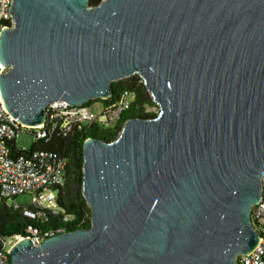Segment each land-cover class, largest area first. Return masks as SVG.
<instances>
[{"label":"water","instance_id":"95a60500","mask_svg":"<svg viewBox=\"0 0 264 264\" xmlns=\"http://www.w3.org/2000/svg\"><path fill=\"white\" fill-rule=\"evenodd\" d=\"M0 35L7 109L110 98L139 74L154 117L83 143L90 226L10 249L11 264H237L260 235L264 0H13Z\"/></svg>","mask_w":264,"mask_h":264},{"label":"built area","instance_id":"2783aa9c","mask_svg":"<svg viewBox=\"0 0 264 264\" xmlns=\"http://www.w3.org/2000/svg\"><path fill=\"white\" fill-rule=\"evenodd\" d=\"M12 4L13 0H0V35L14 25ZM8 69L0 60V75ZM140 81H143L141 76ZM137 97L136 89L125 87L98 112L87 103L75 105L67 100H56L46 106L44 122L27 125L7 109L0 88V201L32 221L26 226L25 234L0 237V264H11L10 249L20 238L30 237L37 245L47 237L67 231V225L80 227L83 223L77 222L76 215L67 212L59 202V190L67 181V157L47 148L20 146L17 144L20 135L32 134L34 143L48 142L58 135L82 138L93 127L116 126L136 103ZM159 110L154 100L143 105L145 113L157 115ZM23 193L31 194L29 204L7 203L8 199ZM50 219H58L59 223L47 225ZM251 222L260 238L250 252L236 256L237 264H264V176L262 197L252 206Z\"/></svg>","mask_w":264,"mask_h":264},{"label":"trees","instance_id":"16d2710c","mask_svg":"<svg viewBox=\"0 0 264 264\" xmlns=\"http://www.w3.org/2000/svg\"><path fill=\"white\" fill-rule=\"evenodd\" d=\"M102 0H90L92 5H97ZM125 87L134 88L137 90L138 97L136 103L123 115L120 122L110 128L93 127L81 138L72 136L65 138L55 136L52 140L45 142L43 140L36 141L31 148H47L58 151L67 157V181L59 190V202L65 207L69 213L76 215V221H83V227L90 226L91 209L82 193V167H83V143L87 137H95L104 141L115 140L122 129V126L127 118L134 116L154 117L155 113H145L143 105L152 103L153 100L147 93L143 81L131 82L125 84L122 79L112 82V96L110 98L95 99L101 100L104 103H109L114 100L122 89ZM94 100V99H93ZM92 100L86 102L90 103ZM31 219L22 215L19 211L9 207L5 201H0V237L12 236L15 234H25L26 226L31 223ZM38 223V221H35ZM58 219H50L47 225L58 224ZM68 230H72L77 226L74 224L67 225Z\"/></svg>","mask_w":264,"mask_h":264},{"label":"rangeland","instance_id":"374dc122","mask_svg":"<svg viewBox=\"0 0 264 264\" xmlns=\"http://www.w3.org/2000/svg\"><path fill=\"white\" fill-rule=\"evenodd\" d=\"M122 81L125 84L131 83V82H139L140 81V76L137 75V74H134V75H132L130 77L123 78ZM147 93L152 98L151 94L148 91H147ZM152 100H153V98H152ZM88 104H89V106L91 107V109L93 111L98 112V111H100L102 109V107L104 105V102L101 101V100H95L94 99ZM122 128H123V126H122ZM121 131H122V129H121ZM121 131H120V133H121ZM33 143H34V137L32 136V134H29V133H26V132L22 133L20 135V137L17 139V144L20 145V146L30 147ZM31 198H32L31 194L23 193V194L17 195L14 198L8 199L7 203L8 204H12V203L16 202V203L21 204V205H27V204H29L31 202Z\"/></svg>","mask_w":264,"mask_h":264},{"label":"bare ground","instance_id":"6f19581e","mask_svg":"<svg viewBox=\"0 0 264 264\" xmlns=\"http://www.w3.org/2000/svg\"><path fill=\"white\" fill-rule=\"evenodd\" d=\"M20 239H22V238H20Z\"/></svg>","mask_w":264,"mask_h":264}]
</instances>
